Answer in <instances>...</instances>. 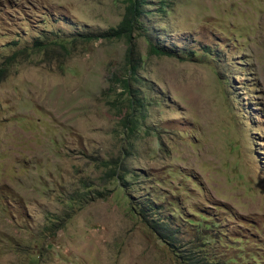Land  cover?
Wrapping results in <instances>:
<instances>
[{"label": "rangeland", "instance_id": "374dc122", "mask_svg": "<svg viewBox=\"0 0 264 264\" xmlns=\"http://www.w3.org/2000/svg\"><path fill=\"white\" fill-rule=\"evenodd\" d=\"M125 7L0 0V264H264V0H147L133 95Z\"/></svg>", "mask_w": 264, "mask_h": 264}, {"label": "trees", "instance_id": "16d2710c", "mask_svg": "<svg viewBox=\"0 0 264 264\" xmlns=\"http://www.w3.org/2000/svg\"><path fill=\"white\" fill-rule=\"evenodd\" d=\"M146 6L147 0H126L125 12L120 23L116 27L111 28L108 31L97 36V38H103L107 40H123L126 42V65L127 74L129 75V77L123 79L121 82H123V86L127 90L129 95H133L134 92L131 87V75L132 78L135 76L141 64L138 51L137 33L144 28L143 17L147 13ZM49 44L54 45L55 43L52 41L45 42L38 39L33 44V51L39 53L47 51L50 48ZM56 45L61 49V51H70V49L72 50L74 48L73 45L75 44L73 40H68L66 37H61V40L59 42H56ZM24 52L27 53V50H19L13 55L5 58V61L0 65V85L8 77L11 68L17 63L18 56L23 55ZM148 52L150 55L183 58L175 49L166 46L161 47L152 43L149 45ZM130 106L133 107V112L137 110L133 100L131 101ZM140 106L142 108L143 105ZM105 166L107 167L109 166V164H105ZM106 177L110 180H123V176L119 175L118 170L114 167H108ZM84 195L85 194L77 193L76 198L79 199V197H82ZM153 206L154 205L149 202L139 204V215L153 230L160 233L162 238L169 240L171 244H176L177 241L175 238L178 235V231H175L168 222L163 221V218L160 217L159 219H156L155 216L157 214V211L153 208ZM188 260L190 264H215L207 262L204 258L197 257L192 253L190 254V257H188Z\"/></svg>", "mask_w": 264, "mask_h": 264}]
</instances>
